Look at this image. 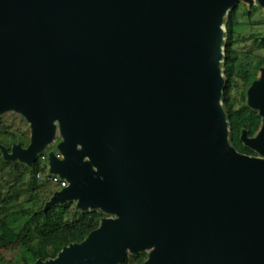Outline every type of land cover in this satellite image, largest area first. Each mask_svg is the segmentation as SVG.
<instances>
[{
	"label": "water",
	"instance_id": "water-1",
	"mask_svg": "<svg viewBox=\"0 0 264 264\" xmlns=\"http://www.w3.org/2000/svg\"><path fill=\"white\" fill-rule=\"evenodd\" d=\"M264 0H0V117L30 143L4 160L69 184L44 213L100 210L99 227L35 264H264V67L247 90L261 126L230 140L225 19ZM264 43V37H261ZM26 264V263H23Z\"/></svg>",
	"mask_w": 264,
	"mask_h": 264
},
{
	"label": "trees",
	"instance_id": "trees-1",
	"mask_svg": "<svg viewBox=\"0 0 264 264\" xmlns=\"http://www.w3.org/2000/svg\"><path fill=\"white\" fill-rule=\"evenodd\" d=\"M236 21L237 10L231 12L226 26L224 68L225 77L230 82L237 76L236 64L240 59V52L234 48L240 39L234 30ZM253 38L255 52L258 53L256 56L261 59V68L264 66V56L259 53L264 51V43L260 42L258 36ZM239 76L246 93L256 76L248 70L240 72ZM228 90L229 87L223 102L231 126L232 145L240 153L254 156L255 153L243 145L240 137L243 130L251 137L256 135L261 126V118L245 103L236 108V101L231 99ZM8 139L20 143L24 148L29 145L30 128L23 117L19 116L13 121L7 116L0 117V144L10 150ZM45 174L46 166L40 163V156L36 164L29 168L18 161L4 160L0 152V264H35L40 259H55L63 248L84 242L104 218L97 211L80 212L71 202L57 205L44 213L45 204L57 191L46 177H38ZM147 256L132 255L121 264H144Z\"/></svg>",
	"mask_w": 264,
	"mask_h": 264
},
{
	"label": "rangeland",
	"instance_id": "rangeland-1",
	"mask_svg": "<svg viewBox=\"0 0 264 264\" xmlns=\"http://www.w3.org/2000/svg\"><path fill=\"white\" fill-rule=\"evenodd\" d=\"M235 10H237V21H236V27L234 30H235L236 35L237 36L239 35V38H240L237 44H235L234 46L236 51L240 52V59L238 63L236 64L238 68L237 76L234 79H232V82L228 81V79L225 77L224 65H225V59H226L227 28L225 32L224 61L222 64V69H223L224 78H225L224 94L226 93V90L229 87L228 93L231 99L233 101H236V108H238L243 103L247 104V90H248L246 89V93L243 91L242 79L239 76L240 72H244L248 70L256 76V79H259L262 74L261 68L264 67V66H262L261 68L259 67L260 66L259 62L261 61V59H259L256 56L258 53L255 52L256 45H255V40L253 38L255 36H258V39L261 42V37H264V9L261 8L257 3L252 8H250L248 4L240 2L237 5V7L231 12ZM229 16L225 19L226 26L229 20ZM236 35H235V39H237ZM259 54L260 56L261 55L264 56V51H262ZM243 93H245V95ZM4 116L5 117L7 116L12 121L17 120L19 117V115L14 114V113H7ZM230 140L232 143L231 130H230ZM59 142H60V138L58 137L56 141L52 145H50L47 148V150L44 152L45 155H49L50 152H57V145ZM8 143L10 145V148H12L13 144H17L18 142H15V141L12 142L11 140L8 139ZM29 143L30 141L28 142V144ZM72 204L76 208V204L73 202ZM94 211L102 213L104 215V218H107V217L114 218V216L107 215L100 210H94ZM141 254L148 255V253H141ZM129 256H132V255L128 254L126 258H128Z\"/></svg>",
	"mask_w": 264,
	"mask_h": 264
},
{
	"label": "built area",
	"instance_id": "built-area-1",
	"mask_svg": "<svg viewBox=\"0 0 264 264\" xmlns=\"http://www.w3.org/2000/svg\"><path fill=\"white\" fill-rule=\"evenodd\" d=\"M58 157L61 158V155L57 152ZM40 163L43 166H46V174L45 176L43 175H39V178H44L46 177L48 182L57 188V191L63 190L64 188H67L69 186L68 182L66 180L61 179L59 176H54V175H50L48 173V155H45V153H43L42 155H40Z\"/></svg>",
	"mask_w": 264,
	"mask_h": 264
}]
</instances>
